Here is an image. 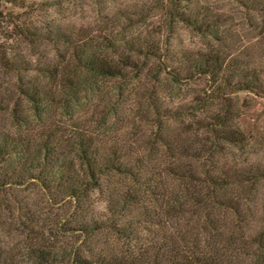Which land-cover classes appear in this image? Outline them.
Listing matches in <instances>:
<instances>
[{
    "label": "rangeland",
    "instance_id": "obj_1",
    "mask_svg": "<svg viewBox=\"0 0 264 264\" xmlns=\"http://www.w3.org/2000/svg\"><path fill=\"white\" fill-rule=\"evenodd\" d=\"M76 55L119 73L92 75ZM204 59L216 69L199 72ZM246 70L259 88H242ZM24 83L47 98L25 97ZM1 132L74 164L59 184L0 189V264H97L190 240L219 264H264V178L242 180L264 169V0H0ZM79 138L129 171L105 170L74 199L63 186L80 175ZM20 168L7 158L0 180Z\"/></svg>",
    "mask_w": 264,
    "mask_h": 264
},
{
    "label": "trees",
    "instance_id": "obj_2",
    "mask_svg": "<svg viewBox=\"0 0 264 264\" xmlns=\"http://www.w3.org/2000/svg\"><path fill=\"white\" fill-rule=\"evenodd\" d=\"M177 15L182 17V14H176V16ZM183 17L184 20L188 19L187 16ZM56 34H59V32L57 31ZM130 44L128 49L136 53H139L142 50L150 51L148 50L149 44ZM214 56L217 57L216 55ZM74 58L81 62V66H84L86 70L92 75H114L119 73L116 65L108 60L96 59L91 55H88V57H83L82 60L81 56L79 55L74 56ZM129 59V56H120L119 63L125 65V63L129 62ZM213 59H210L211 63ZM210 60L204 59L200 62V65L196 66H199V72L205 73L206 71H214V69H216V64L215 66L211 67V64L209 63ZM244 73L245 74L243 77L247 79V81L241 82L242 88L249 89L251 87H260L258 83V77L256 76L257 73L250 70H246ZM19 89L22 95L34 102H39L47 98L46 92L44 93L42 90L37 89L31 84L27 85V83H24L23 86L19 87ZM234 133V131H229L228 133L226 130H217L215 135L217 138H223L224 140L229 141ZM73 144L74 146L72 147V151L74 154L72 153V155L75 157V159L80 161V175L76 176V178H72L71 181L64 182L65 185L63 186V189L65 196L74 199L82 198L86 189L97 186L98 175L105 170L114 169L121 172L129 171L128 168H126L118 160H114L109 157H103L101 163H98L94 156L95 148L91 146L89 140L79 138ZM47 149L48 148L45 146V144H41L40 146H30V142H28L27 139L18 137L16 138L8 133L1 132L0 165L5 162L7 158L14 156L21 158V168L18 170V173L14 175V177H9L6 180L1 178L0 189H2L3 186L9 184H21L24 181L23 179L39 180L41 185L44 187L52 186L54 183L59 184L60 179H63V170L72 167L74 163L72 160H67L66 157L52 152V149ZM257 177L264 178V169H260V174H253L250 177L248 176V178L243 177L242 180L248 181L256 179ZM212 179L214 178H210L208 180L214 182ZM203 202L205 203V200L198 199L196 205ZM170 208L171 211L175 212L173 205H171ZM98 228L99 226L96 222H81L78 224V226H75L74 229L79 231L86 230L90 232ZM253 242L256 244L257 248H260V240H253ZM180 245L181 246L179 249V244L172 243V246L179 250L174 251V248L170 246L168 247L167 253L163 254V252H161L159 255L155 254L154 251L153 253L149 254V256H145L146 251H137L135 253L131 251H125L124 254L117 252L115 255L111 254L110 256H98L94 262L97 264H158L156 259H160L163 263L167 262V264H219L218 254L202 249L196 241L192 243V240H190L189 246L186 245L184 241ZM208 245L209 244H206V246ZM157 249L156 253H158ZM79 258L80 257H75L74 264H92L87 260H81ZM81 261H86L87 263Z\"/></svg>",
    "mask_w": 264,
    "mask_h": 264
}]
</instances>
